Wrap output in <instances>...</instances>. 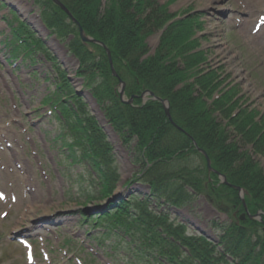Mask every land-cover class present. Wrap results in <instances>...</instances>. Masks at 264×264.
<instances>
[{
	"label": "rangeland",
	"instance_id": "rangeland-1",
	"mask_svg": "<svg viewBox=\"0 0 264 264\" xmlns=\"http://www.w3.org/2000/svg\"><path fill=\"white\" fill-rule=\"evenodd\" d=\"M44 1L0 0V192L5 197L0 199V264H148V257L141 248L133 245L136 251H140L137 254L127 244L133 241V237H114L105 247L99 246L97 239L91 236L101 237L104 229L99 225L90 227L94 222L87 223L79 212L104 203L109 196H104V192L101 194L99 172L106 179L113 180L114 175L118 177L116 185L121 195L128 190H138L145 193L138 198L141 200L148 198L146 195L150 190L142 180L127 186L128 181L145 168L137 143L135 140L125 141V134L114 128L107 116L106 104H101L93 96L89 82L95 78L102 83L104 78L99 70L96 68L94 78L88 72L84 73L80 68L81 59L69 47L71 36L59 39L45 25L44 13L48 11V16L54 13ZM155 2L164 9L166 6L170 14L179 16L202 11L190 20V25L200 22L203 28L182 29L185 36L194 35L192 40L179 44L197 53L194 60L207 57L201 69L194 71L195 78L202 76V71L210 76L216 75V81H224L222 88L227 85L236 88L243 107L258 110L263 117L264 27L257 35L252 33V28L258 16L264 14V0ZM140 16L145 18L146 14L137 19ZM21 22L32 32L30 37L31 33L24 28L30 50H35L32 56L23 51L25 48L17 46L19 40L13 29L19 28ZM156 29L147 32L151 52L158 45L163 31ZM94 55L99 65V52ZM181 57L178 53L174 62L182 61ZM217 89L220 88L215 91ZM59 100L67 104L73 119L64 115ZM78 103L85 108V114L81 115L76 107ZM86 116L96 121V131L89 132L90 138L96 141L93 144H100L96 148H103L109 159L97 158L100 165L93 163L96 162L92 161L93 158L82 159L83 142L80 143L81 140L71 131L78 124L90 126ZM84 136H81L82 141H87ZM75 144V148L69 147ZM106 144L110 145L108 151L105 150L108 149ZM242 149L252 154L264 169V154H255L252 145ZM124 202L132 211L134 200H119L117 205ZM166 206L152 210L153 214L149 212L152 218L161 220L166 215L173 233L184 230L186 236L192 238L200 237L203 232L218 240L222 230L216 227V223L232 221L230 213H224L204 198H199L194 208L188 206L177 210ZM243 212L231 213L243 222ZM182 221L188 228L180 223ZM208 242L213 244L216 256L223 257L220 264L240 262L232 255L224 256L225 241L222 244ZM252 247L256 249L252 252L255 256L260 245L254 240Z\"/></svg>",
	"mask_w": 264,
	"mask_h": 264
},
{
	"label": "trees",
	"instance_id": "trees-1",
	"mask_svg": "<svg viewBox=\"0 0 264 264\" xmlns=\"http://www.w3.org/2000/svg\"><path fill=\"white\" fill-rule=\"evenodd\" d=\"M62 1L89 35L102 40L110 47L115 66L120 76L128 83V94H139L143 89L148 88L157 95L169 99L174 120L193 136L199 147L208 152L213 167L224 173L231 183L249 191L247 202L251 212L264 209V171L247 152L240 151L242 145L253 144L255 151L264 153V132L262 133L261 123L255 120L254 114L245 110L232 116L231 112L236 106L231 104L229 109L225 110L224 106L230 102V99L223 95L215 102L214 111L221 110L225 118L229 119L227 125L235 130V135L232 136L227 125H222V122L211 113L212 111L207 109L204 100L200 96H194L195 85H199L203 91L211 90L215 86L212 84L214 77L207 76L205 79H196L194 83H189L194 61L184 57L181 65L172 61L178 53L183 55L188 49L180 45L190 39V34L185 36L181 31L188 28L192 30L189 20H179L170 25L162 36L156 54L141 60L148 52L147 32H152V28H157L156 30L162 28L172 17L166 8L155 4L156 0H109L104 12L101 11L102 0ZM50 7L54 15L48 16V11L45 10L47 24L61 37L75 33L77 37L72 40L71 48L81 59L80 68L93 78L97 68L104 78L102 83L99 82L95 86V96L101 104H106V113L116 128L129 140L135 137L138 139L137 149L143 152L146 158L151 161L159 159L167 161L177 153L183 157L193 153L198 154L192 139L169 122L160 102L150 101L142 108L122 104L115 91L118 81L111 76L110 63L104 49L92 44L99 52L101 62L98 65L94 52L78 37L77 26L66 22L68 16L59 7L55 5ZM144 13L145 18L140 16L137 19ZM176 30H179L178 33L173 35ZM168 60L171 63L166 64ZM182 83L183 86L178 88L177 86ZM136 102L140 103V100ZM82 112L85 113L83 110ZM87 121L91 125L83 127L84 134L81 136L85 135L87 140L83 141V145L85 150H90L88 155H92V161L96 160L93 163L100 165L97 158L108 161L109 159L103 148L99 150L96 148V145L99 147L101 145L93 144L96 141L93 137L90 138L89 132L96 131L95 122L91 119ZM76 129L82 130L79 124ZM106 146L108 149L105 150L108 151L110 145L106 144ZM99 174L102 181L101 194L104 192L103 195L108 196L116 187L118 177L114 175L112 180L106 179L100 172ZM208 176L206 162H153L144 180L153 187L152 198L162 199L174 205H182L189 201L192 194L187 186L193 188L196 194L209 192L230 203L239 202L236 190L226 185H217L220 181L217 174L212 173L213 182L205 185ZM139 203L138 214L130 211L127 202L122 205L110 203L108 206L115 209L106 212L102 219L112 227L107 228L104 234L108 238L112 236L111 234L122 239L133 237L136 248H141L145 256H151L156 264H220L222 262L223 257L216 256L213 244L206 238L188 237L184 230L173 233L172 225L169 224L166 215H163L161 220L155 221L152 218L153 213L147 208L148 202ZM259 226L260 223L250 220L241 225L228 226L222 239V243L225 241L224 256L228 254L235 260L238 258L240 262H236L237 264H264V234L261 236L258 234ZM254 235H258L257 243L261 246V250L255 256L252 255L256 250L252 247ZM136 236L138 237L134 239ZM132 249L134 253H140L139 250ZM248 249H251V252L248 253Z\"/></svg>",
	"mask_w": 264,
	"mask_h": 264
},
{
	"label": "water",
	"instance_id": "water-1",
	"mask_svg": "<svg viewBox=\"0 0 264 264\" xmlns=\"http://www.w3.org/2000/svg\"><path fill=\"white\" fill-rule=\"evenodd\" d=\"M53 1H55L56 3H58L63 9H65L67 12H68V14L70 15V17L75 21V22H77L76 21V19H74V17L72 16V14L66 9V7L59 1V0H53ZM81 29V35H82V37H83V40L84 41H89V40H91L90 38H88L85 34H84V31L82 30V28H80ZM122 93H123V91H122ZM209 164H210V162H209Z\"/></svg>",
	"mask_w": 264,
	"mask_h": 264
},
{
	"label": "snow or ice",
	"instance_id": "snow-or-ice-1",
	"mask_svg": "<svg viewBox=\"0 0 264 264\" xmlns=\"http://www.w3.org/2000/svg\"><path fill=\"white\" fill-rule=\"evenodd\" d=\"M5 197H4V194H3V192H0V199H4Z\"/></svg>",
	"mask_w": 264,
	"mask_h": 264
}]
</instances>
